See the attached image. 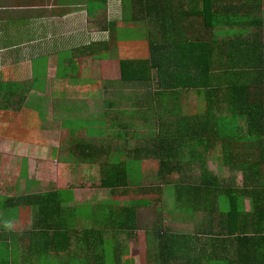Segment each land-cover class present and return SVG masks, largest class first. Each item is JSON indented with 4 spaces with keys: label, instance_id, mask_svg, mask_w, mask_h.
<instances>
[{
    "label": "crops",
    "instance_id": "1",
    "mask_svg": "<svg viewBox=\"0 0 264 264\" xmlns=\"http://www.w3.org/2000/svg\"><path fill=\"white\" fill-rule=\"evenodd\" d=\"M233 4L244 11L241 16L246 21L254 22L250 21V25L243 28L242 17L237 12L231 10L228 17L226 7ZM246 7L250 6L231 0H0V264H262L256 254L245 262L237 261L241 258L238 252H243L244 246L257 247V231L264 229L257 227V220H251L253 214L264 208V175L248 178L238 172L233 181L239 178L241 184L232 188L233 192L239 190L232 194L238 196L239 201L231 199L232 194L226 196L225 192L228 204L222 209L220 191H204L199 196L190 191V185L180 196L174 188V193L169 189L161 191V196L165 194L167 198L174 195L177 201L187 199L189 207L190 198L197 195L206 209L192 206L194 212H190V216L195 212L210 215L209 209L215 207V214L221 216L219 227H210V222L215 221L211 218L206 227H190L188 214L183 215L186 226L166 227L170 223L168 216L154 215L155 212L147 208L146 200L151 197L146 190L135 200L128 197L130 192L114 195L101 188L105 194L107 190L110 192L105 204L72 207L69 205L77 204L80 199L78 192L51 185L59 182L65 173L53 181L48 175L29 174L34 170L33 165L52 163L51 151L67 148L66 143L71 141L52 143L50 138L66 137L65 120H93L92 124H102L105 133L107 128L114 133L106 120L116 118L112 117L111 110L116 102L115 94L118 101L124 102L122 112H147L146 82L141 74L130 81V71L126 72L129 76L122 79L120 63L138 66L145 62L146 50L149 57L148 40L169 41L182 37L202 41V46L212 49L216 65L220 62L218 55L225 51L223 44L228 40L244 38L264 44V0L254 6L251 13H245ZM258 20H262V27ZM135 40L137 43L133 42ZM141 48L143 59L129 62L130 53ZM217 73L215 68L213 75ZM132 86L142 87V92L135 94L141 100L128 101ZM156 92L155 88L154 94ZM103 106L108 110L99 114ZM26 116L36 117L35 128ZM237 125L240 135L247 123L240 118ZM116 126L119 129L115 132L119 137H116L125 138L124 125L117 122ZM92 143L96 149L112 150L111 143L97 146L94 140ZM224 150L219 144L217 154H205V167L211 172L209 166L214 164L227 167ZM18 160L20 166H17ZM26 160L33 165L29 163L28 168ZM147 161L144 160V165ZM184 161L187 169L173 172L175 181L171 177V183L174 186L179 180L190 184L191 166L188 159ZM55 163L53 160V165ZM69 163L81 165L72 154H68L63 166ZM194 165L200 170L199 163ZM54 166H58L59 173L62 171L61 166ZM19 169L21 175L17 174ZM216 176L223 184L228 180ZM191 180L192 185L199 184V178ZM42 182H49V186H43ZM66 190L72 201L63 202L62 206L71 210L72 218L62 222L63 226L59 219L56 225L43 219L38 223L39 200L42 198V206L44 196L50 195V200L57 193L61 198ZM20 197H24L21 203L18 202ZM131 203L134 208L130 214L125 208ZM84 208L94 211V215L73 217L75 211L81 213ZM241 208L251 218L239 215L237 210ZM15 209L18 210L16 215L13 214ZM22 210L30 212L34 219L30 226L19 230L15 225ZM113 212L117 213L115 219L125 217L117 223L119 227L114 225ZM232 212L241 220L230 227L224 216ZM128 217L132 220L129 219L127 227ZM85 220H92L95 227H81ZM148 223L153 227H147ZM243 232L251 234L237 235Z\"/></svg>",
    "mask_w": 264,
    "mask_h": 264
},
{
    "label": "trees",
    "instance_id": "2",
    "mask_svg": "<svg viewBox=\"0 0 264 264\" xmlns=\"http://www.w3.org/2000/svg\"><path fill=\"white\" fill-rule=\"evenodd\" d=\"M231 2H243L245 6H250L245 8V13H251L254 10L253 7L261 4L263 0H231ZM231 10L237 12L239 16L244 13L236 4H233L231 7H226L225 14L228 17ZM241 21L245 28L252 20L246 21L242 17ZM263 22L257 21L260 27ZM147 42L149 57L147 54L145 62L138 66L120 63V68L122 79H126L129 76L126 72L130 71V81L137 79L135 76L141 74L146 82L147 112L148 109L154 110V120L158 129L155 138L145 143H138V146L127 155H124L122 150L96 149L91 142L81 148L74 146L73 150L78 151L84 159L90 160L88 161L90 165L101 166V188L110 190L114 195L127 194L131 186L141 187L143 183L142 179L138 182L128 180L126 160H134L143 167L144 160L153 157L159 160L160 178L167 186L173 185L171 177L173 178L174 171L183 172L187 169L185 159H188L190 166L199 163V184L192 185L191 178L188 185L184 180L174 182V190L179 196L188 190L190 185V191L196 192L195 194L199 196L204 191L212 193L220 191L223 200L226 201L225 192L228 196L239 190L233 192L232 188L224 185L213 172L206 168L204 156L207 153L217 154L218 146L221 144L225 147L223 153L226 156L225 165L230 170H237L248 178L251 176L259 178L264 175V44L244 38L228 40L223 44L225 51L222 50L218 55L220 62L216 65L212 49L202 46V41L179 37L169 41L150 39ZM159 42L164 44L160 45ZM215 68L218 73L213 75ZM154 70L157 72L156 75L153 74ZM155 88L156 94H154ZM158 97H160L159 100ZM190 97L196 101L195 113H192L190 107L186 105ZM181 100L185 102V109L183 106L180 109L175 105ZM221 117L222 121L228 120L230 125L226 123L222 127ZM240 118L247 123L246 129L237 137L236 135L225 136L231 134L229 126H232L235 132L238 128L240 129L237 125V119ZM223 128H226L228 132H223ZM134 138L138 140L140 135L135 134ZM142 141H144L143 138H141ZM235 144L240 146L237 148ZM98 154L106 156L118 154L120 160L105 158ZM247 181L251 180L247 179ZM255 184L257 185L258 181ZM138 190L142 192L145 188H138ZM68 192L61 198L60 194L55 193L50 200V195L44 196L42 206V198L39 200L38 223L43 219L56 225L59 219L60 226H63L62 222L66 223L69 218H72L71 210L62 206L63 202L72 201V198L67 195ZM232 198L239 201V197L235 194H232ZM23 200L24 197H20L18 202L21 203ZM190 203L193 207L200 205L206 209L197 195L190 198ZM133 208L131 203L125 210L130 211L131 214ZM209 210L212 220H215L216 207ZM17 211L15 209L13 214L16 215ZM93 212L91 209L85 213L75 211L73 217H91ZM124 218L119 217L116 220L120 221ZM248 218L251 216L245 219ZM129 219L128 217L125 220L126 226L130 225L132 219ZM240 220V216L233 212L224 216V221L230 227L235 226ZM251 220H257V227H264V208L253 214ZM114 225L116 226L117 222L114 221ZM210 227H213L212 222ZM262 230L264 229L257 231L259 232L256 240L257 247L244 246L243 252H238L241 258L237 263L242 262L241 260L245 262L250 259V255L256 254L259 261L264 264V231ZM212 250L215 248L212 247ZM213 253H211L212 258ZM229 262L232 263V261Z\"/></svg>",
    "mask_w": 264,
    "mask_h": 264
},
{
    "label": "rangeland",
    "instance_id": "3",
    "mask_svg": "<svg viewBox=\"0 0 264 264\" xmlns=\"http://www.w3.org/2000/svg\"><path fill=\"white\" fill-rule=\"evenodd\" d=\"M133 42L137 43L136 40ZM142 50L143 49L141 48V50H138V51L135 50L132 53H130L129 57L127 58V59H130L129 62L131 61L137 62L138 60H142L143 59ZM146 54H148L147 50H146ZM153 74L156 75V72H154ZM84 84L86 83L84 82ZM89 85L91 86V83H89ZM140 92H142V87L132 86V88H130V94H127V97L129 98L128 101L132 102L136 100H141L140 97L136 96ZM114 99L116 102L112 106L111 110H113L112 117L115 115L116 118L111 119V120L110 119L106 120L107 122H109L110 125H112L114 133H111L109 131V128H107V132L105 133L104 127L102 126L100 122H96L92 124L93 120H89V119H82V120H78L75 118L67 119L65 120V123H64L66 137H54L53 136V138L52 137L50 138H51L52 143H58V140L59 141L61 140V143H63L64 139L69 140L73 143L71 142L66 143L65 146L67 148L65 149L60 148V150H57L56 148V150L51 151L50 152V160L52 161L51 164H49L48 162H43L40 165H33L32 162H30L29 160H26L28 168L30 166L29 163H32L34 167V170L32 172H29V174L48 175L50 176V179L53 181L59 178V174L63 175L65 173V175H63L64 177L59 182H54L51 185L55 186V188H61V189L71 188L73 189V191L78 192L80 196L79 201L77 202V204L69 205V206L74 207L77 205L81 207V206H92L96 204H100L98 206H101V204H105L106 202L105 198H109V194H110L108 190H107L108 194H105L104 193L105 191L101 190V177H102L101 172H100L101 166H96L93 168L92 165H90V163L88 162L90 160L84 159L78 153V151L73 150L74 146L76 148H81V146H85V144H88L90 142L92 143V141L94 140V143L96 146L98 144L104 145V144L111 143L109 146L110 149L122 150L124 152V155H127V154H130L134 150V148L138 146V143L141 144V143H145L146 141L153 140L155 138V135L158 133V129L156 127L155 120H154V110L148 109V112H144L141 110L131 111V112H122L125 109V105L122 104L124 102L117 100L118 99L117 94L114 95ZM159 99L160 97H158V100ZM175 105L177 108H180V109L182 108V106L184 109L186 108L185 102H183V100H181L180 103H176ZM186 105L190 107L192 113L196 112V101L194 98L190 97V100L188 104ZM107 110L108 108L106 106H103L99 108L98 113L101 114V112L104 113ZM60 116L63 117L62 115ZM26 119L28 120V122L31 124L33 128L36 127V124L38 123V120L36 119V117L28 118L26 116ZM117 122L120 123L121 125H124V128H126V129H123V131L125 132L123 134L125 136L127 135L125 138H118L119 137L118 134H116L118 136L116 137L115 132L119 131V129L116 126ZM226 123L230 125V122L228 120L226 122L220 119V125L222 127L225 126ZM245 127L246 126L244 125V129ZM229 129L231 131V134H226L225 136H229V137H233V135H236V137L238 136L237 131L236 132L233 131L232 126H229ZM223 132H228V131L226 128H223ZM75 133H77L78 135H76ZM135 134H138L141 137L138 138V140H136L134 138ZM100 136L102 137L99 138ZM141 138H143L144 141L141 142ZM125 139L127 140L125 141ZM232 140L233 139H231V141ZM105 148L108 149V147H105ZM69 150H71V152H69ZM68 154L74 155L75 159H77V162H80L81 165L74 166V164L69 163L67 164V167L63 166L64 165L63 163H65V159H67ZM98 156H102V157L109 158V159L120 160V157L118 154H110L109 156L98 154ZM58 158H61L60 161H62L63 163L62 162L60 163V161H58ZM53 160L56 161L54 165L61 166L62 171L60 173L58 170V166L53 165ZM147 160L149 161H147L143 167L142 165H140V163L135 162L134 160L133 161L126 160L128 162L126 165L128 180L130 182H138V181H141L142 179L143 181V183L141 184V187L131 186L129 188L130 194H128V197L129 198L131 197L132 199L137 198V196L140 195V190H138V188L144 187L146 192H148V196L150 195L151 197L146 200L145 204L147 208H151L152 211L155 212L154 215H158L159 213L162 215V217L168 216V221L170 223H168L166 227L186 226L187 222L185 221V217L183 218V215L185 216V214H188V217H190V227H206V223L209 221L210 218L212 219V215L211 214L208 215L209 212L206 213L207 215L204 213L196 214L195 212L194 214L190 216V212H194V208L191 205L190 207L188 206L187 199L180 198L177 201L174 195H173V198H167V195L165 194L161 196V190L169 189V190H172V192L174 193L172 189L174 188V186L173 185L167 186V185H164V183L162 182L160 178L161 173H160L159 160H156L153 157ZM19 162L21 161L18 160V163ZM18 163H17V166H20V163L19 164ZM213 166H214V170L212 169ZM209 167L216 175L220 176V178H228V180L224 182L226 186L233 188L241 184L239 178L237 182L233 181V179H235V175L239 174L237 170H230L229 167H225L222 165L220 166L219 164H214ZM145 173L147 174L144 177ZM17 174L21 175L20 169L19 171H17ZM55 174H58V175L53 176ZM190 175H192L190 176V178L193 180L196 178L197 179L199 178L200 170H198L197 165L191 166ZM172 179L175 181L174 177ZM48 184L49 182H42L43 186H49ZM99 192H101V196H98ZM169 194H172L171 191H169ZM219 201H220L221 207L227 204V202H225L222 199V195H220ZM171 207L174 208V211L170 210ZM160 208H163V209L159 211ZM23 211L24 210L21 211L19 221L15 225L16 226L15 228L19 230L24 229V226H30L31 221H33L34 219L31 216L30 212H27V211L23 212ZM87 211H88L87 208H84L81 210L82 213H85ZM237 212L244 219L248 217V215L244 213L243 208L238 209ZM116 215L117 213L113 215L112 219L113 221L119 223V221L115 219ZM148 217H149L148 220H150L151 218L150 213L148 214ZM215 217L216 219L213 223V227H219L218 220L219 218H221V216L219 214H216ZM81 227H95V226L92 220H85L84 222L81 223ZM110 227H113V226H110ZM115 227H119V226H115ZM147 227H153V226L151 225V223H148ZM231 234H235V233H231ZM245 234H251V233H244V232L237 233L238 236L245 235Z\"/></svg>",
    "mask_w": 264,
    "mask_h": 264
}]
</instances>
